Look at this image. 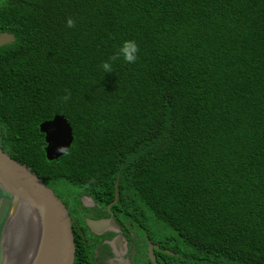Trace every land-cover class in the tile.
I'll return each instance as SVG.
<instances>
[{
  "label": "trees",
  "instance_id": "1",
  "mask_svg": "<svg viewBox=\"0 0 264 264\" xmlns=\"http://www.w3.org/2000/svg\"><path fill=\"white\" fill-rule=\"evenodd\" d=\"M0 32L4 151L80 189L67 204L118 181L114 210L165 227L161 264H264V0H0ZM126 39L138 60L103 74ZM56 115L73 141L48 160ZM91 253L75 240L73 264Z\"/></svg>",
  "mask_w": 264,
  "mask_h": 264
},
{
  "label": "water",
  "instance_id": "2",
  "mask_svg": "<svg viewBox=\"0 0 264 264\" xmlns=\"http://www.w3.org/2000/svg\"><path fill=\"white\" fill-rule=\"evenodd\" d=\"M13 40H15L13 34L0 33V45L9 44ZM39 127L44 134L47 159L53 160L64 155L58 150L59 147L69 148L73 141L72 128L68 120L56 115L41 122ZM0 189L10 197V209L4 223V232L16 230V225L19 226L23 220L27 225V237L22 248L20 244V249L17 250V253L19 252L17 264H73L75 240L66 205L41 177L25 164L12 158L1 147ZM118 197L117 181L113 202H116ZM88 198L93 202L90 197ZM86 223L89 228L101 231L108 226L109 221L87 219ZM148 255L155 264L154 247L150 243Z\"/></svg>",
  "mask_w": 264,
  "mask_h": 264
},
{
  "label": "flooded vegetation",
  "instance_id": "3",
  "mask_svg": "<svg viewBox=\"0 0 264 264\" xmlns=\"http://www.w3.org/2000/svg\"><path fill=\"white\" fill-rule=\"evenodd\" d=\"M4 45L6 43L0 45V47ZM87 196L93 202H90ZM85 197H87V201ZM78 199L82 206L79 205L76 212L61 198L70 215L74 240L77 243H81V239H83L84 246L92 249L90 255L95 264H140L143 260L145 264H153L148 255L149 243L153 245L154 253L155 250L167 251L159 247V239L154 238V240H151V237L148 235V228H146L143 222L126 219L116 209L114 210L112 205L115 202L112 201L103 205L95 202L93 197L85 192L79 194ZM9 209L10 197L0 189V225L3 227ZM87 219H106L109 221V224L102 228L101 231H98V229L93 230L87 225ZM83 220L84 223L82 222ZM157 255L155 253V264H161L157 261Z\"/></svg>",
  "mask_w": 264,
  "mask_h": 264
},
{
  "label": "rangeland",
  "instance_id": "4",
  "mask_svg": "<svg viewBox=\"0 0 264 264\" xmlns=\"http://www.w3.org/2000/svg\"><path fill=\"white\" fill-rule=\"evenodd\" d=\"M63 185H64V188L59 185H57V187H54V185H52L53 189L55 190V194L58 195V193L60 194L61 193L63 194L74 193L77 195L80 191V189L73 187V185H70V184L68 185L65 183ZM71 200L68 201L69 206L73 210L78 209V202L76 200H72V201ZM85 200L86 201L88 200L87 197H85ZM148 225H149L148 233L151 232L152 237L156 239H159L161 236L163 237V233H165L164 231L165 227L161 224V222L157 220H152L148 222ZM16 226H17L16 230L13 229L12 231H8L7 233L4 232L3 226L1 227V230H0V264L2 263L17 264L18 263L19 252L17 253V250L20 249V244L22 248V244L25 238L27 237L28 230H27V225H26L25 220H23L21 224L19 223V226L18 225ZM140 264H145L144 260Z\"/></svg>",
  "mask_w": 264,
  "mask_h": 264
},
{
  "label": "clouds",
  "instance_id": "5",
  "mask_svg": "<svg viewBox=\"0 0 264 264\" xmlns=\"http://www.w3.org/2000/svg\"><path fill=\"white\" fill-rule=\"evenodd\" d=\"M66 24L69 28H73L76 25V21L73 18L69 17L66 21ZM139 51L140 48L136 40H124L119 46L118 51L113 56H110L107 60L102 61L101 68L103 70V74L113 72V62L120 58H122L128 63H135L139 58ZM69 97L70 93L68 96H65V99L67 100ZM67 149L68 148L66 147L60 146L58 150L61 151L63 154H66Z\"/></svg>",
  "mask_w": 264,
  "mask_h": 264
}]
</instances>
